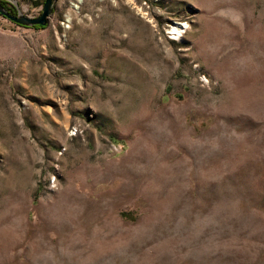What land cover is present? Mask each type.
Segmentation results:
<instances>
[{"label":"rangeland","instance_id":"1","mask_svg":"<svg viewBox=\"0 0 264 264\" xmlns=\"http://www.w3.org/2000/svg\"><path fill=\"white\" fill-rule=\"evenodd\" d=\"M0 264H264V0L0 16Z\"/></svg>","mask_w":264,"mask_h":264},{"label":"water","instance_id":"2","mask_svg":"<svg viewBox=\"0 0 264 264\" xmlns=\"http://www.w3.org/2000/svg\"><path fill=\"white\" fill-rule=\"evenodd\" d=\"M55 1L56 0H43L39 15L35 17H29L21 11L20 6L16 0H0V16L9 20L15 25L24 28H33L36 26L45 27L47 25L48 18L52 12ZM1 2H6L11 5L14 8L15 13L12 14L8 12L2 6Z\"/></svg>","mask_w":264,"mask_h":264},{"label":"trees","instance_id":"3","mask_svg":"<svg viewBox=\"0 0 264 264\" xmlns=\"http://www.w3.org/2000/svg\"><path fill=\"white\" fill-rule=\"evenodd\" d=\"M1 4H2V6H3L8 12H10V13H12V14L15 13L14 8H13L11 5H9L8 3H6V2H1ZM41 5H42V4H41ZM1 17H2V16H1ZM33 28H35V29H39V28H42V27L36 26V27H33Z\"/></svg>","mask_w":264,"mask_h":264},{"label":"bare ground","instance_id":"4","mask_svg":"<svg viewBox=\"0 0 264 264\" xmlns=\"http://www.w3.org/2000/svg\"><path fill=\"white\" fill-rule=\"evenodd\" d=\"M182 28H183V26H181V25H172V26L170 27V30L172 31L173 34L178 35L179 32H180V30H181ZM172 33H171V34H172Z\"/></svg>","mask_w":264,"mask_h":264}]
</instances>
